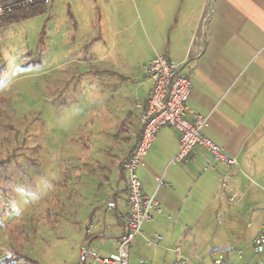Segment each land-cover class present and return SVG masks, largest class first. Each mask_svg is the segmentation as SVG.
<instances>
[{
	"label": "crops",
	"instance_id": "crops-1",
	"mask_svg": "<svg viewBox=\"0 0 264 264\" xmlns=\"http://www.w3.org/2000/svg\"><path fill=\"white\" fill-rule=\"evenodd\" d=\"M55 4L56 11H67L74 35L87 44L86 58L104 62L111 51L107 44H118L116 57L121 61V70L112 65L106 69L122 82L114 84L118 99L111 96L105 105L96 136L82 146L75 142L90 156L118 152L98 184L99 189L106 188L107 196L88 219L79 264L82 247L110 256L127 230L130 210L122 162L140 139L141 118L152 90L143 66L156 53L178 63L187 60L183 74L193 86L188 116L207 117L203 135L237 165L218 162L207 169L212 157L203 148H196L186 161L172 163L180 133L161 128L139 166L138 178L144 194L154 196L163 210L144 225V235L163 239L156 248L137 238L129 264L134 259L135 264H172L177 247L191 258L197 252L191 243L203 227L205 202L218 201L219 208L226 202L231 211L248 195L249 202H256L248 192L251 184L240 172H264V0H50L47 10ZM162 177L168 185L158 188ZM224 180L229 184L225 195ZM112 198L115 209L108 208ZM98 210L105 212L96 217ZM222 219L218 213V223ZM258 235L251 239L253 248ZM87 264L101 263L89 259ZM225 264L232 263L227 259Z\"/></svg>",
	"mask_w": 264,
	"mask_h": 264
},
{
	"label": "rangeland",
	"instance_id": "rangeland-1",
	"mask_svg": "<svg viewBox=\"0 0 264 264\" xmlns=\"http://www.w3.org/2000/svg\"><path fill=\"white\" fill-rule=\"evenodd\" d=\"M45 9L0 23V255L79 264L88 219L107 196L98 184L118 154L90 156L79 145L96 136L111 96L118 99L114 84L122 82L106 69L121 70V61L118 44H107L104 62L86 58L67 11ZM240 175L256 202L248 195L234 211L226 202H205L192 264L255 263L251 239L264 230V172Z\"/></svg>",
	"mask_w": 264,
	"mask_h": 264
},
{
	"label": "built area",
	"instance_id": "built-area-1",
	"mask_svg": "<svg viewBox=\"0 0 264 264\" xmlns=\"http://www.w3.org/2000/svg\"><path fill=\"white\" fill-rule=\"evenodd\" d=\"M50 0H0V18L12 13L15 9H25L37 5L47 7ZM171 61L166 55L156 53L148 61L143 70L152 82L151 96L148 105L142 115V131L135 149L129 153L122 162L125 175V191L127 192V206L130 210L126 232L117 240L114 252L104 257L91 250L88 245L81 249V264H87L93 259L101 264H129L131 249L137 238H143L147 244L160 247L162 236L151 240L144 235V225L154 220L155 216L163 215V210L154 196H147L143 192L142 184L138 178V169L142 160L149 153L153 142L161 128L172 127L180 133L178 152L172 163L186 161L196 148H203L209 152L212 162L206 165L207 169H213L215 163H227L230 166L237 165L236 159L225 154L223 148L206 138L202 130L207 125V117L195 115L188 116L187 103L192 93V81L183 74L186 64ZM168 184L164 178L158 179V188ZM223 195L229 188L227 181L221 184ZM230 203L234 202L231 197ZM108 208L115 209L116 203L112 198ZM255 251V263L264 264V230L253 241ZM176 259L172 264H192L190 258L182 254L180 247L173 250ZM0 264H33L26 260H17L7 263L1 259ZM140 264H146L140 261Z\"/></svg>",
	"mask_w": 264,
	"mask_h": 264
},
{
	"label": "trees",
	"instance_id": "trees-1",
	"mask_svg": "<svg viewBox=\"0 0 264 264\" xmlns=\"http://www.w3.org/2000/svg\"><path fill=\"white\" fill-rule=\"evenodd\" d=\"M46 7L44 5H37L25 9H15L12 13L4 15L2 18H0V23L6 22V23H19L21 21L30 19L34 16L43 14L46 12ZM7 263H11L17 260H26L33 264H36L31 258L25 256V255H16L12 254L10 256H2L1 258Z\"/></svg>",
	"mask_w": 264,
	"mask_h": 264
}]
</instances>
